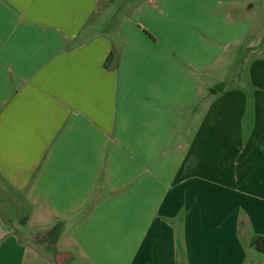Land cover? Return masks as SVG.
Instances as JSON below:
<instances>
[{
    "label": "crops",
    "instance_id": "crops-1",
    "mask_svg": "<svg viewBox=\"0 0 264 264\" xmlns=\"http://www.w3.org/2000/svg\"><path fill=\"white\" fill-rule=\"evenodd\" d=\"M264 0H0V264H264Z\"/></svg>",
    "mask_w": 264,
    "mask_h": 264
},
{
    "label": "trees",
    "instance_id": "trees-1",
    "mask_svg": "<svg viewBox=\"0 0 264 264\" xmlns=\"http://www.w3.org/2000/svg\"><path fill=\"white\" fill-rule=\"evenodd\" d=\"M250 245L259 252H264V237L256 236L250 240Z\"/></svg>",
    "mask_w": 264,
    "mask_h": 264
}]
</instances>
